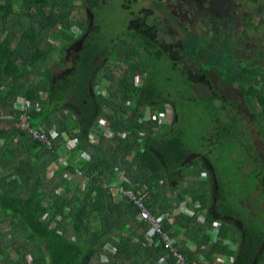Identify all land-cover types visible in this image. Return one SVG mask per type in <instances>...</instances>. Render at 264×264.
Listing matches in <instances>:
<instances>
[{
	"label": "trees",
	"instance_id": "obj_1",
	"mask_svg": "<svg viewBox=\"0 0 264 264\" xmlns=\"http://www.w3.org/2000/svg\"><path fill=\"white\" fill-rule=\"evenodd\" d=\"M87 5L93 7L88 0H0V225L7 221L0 235L8 240L0 238V264H178L163 244L147 241L148 226L134 204L115 199L104 185L119 172L128 179L126 187L165 216L163 229L174 238L184 264H264V223L247 221L237 202L252 191L264 195V187L254 185L264 177V161L254 151L256 159L244 171L241 160L239 176L250 187L243 194L238 192L244 186L231 190L221 182L213 163L225 150L236 149L228 133L232 137L241 120L240 111L227 120L226 102L215 103L211 73L218 65L209 56L216 54L209 35L189 31L180 49L194 68L179 72L168 62L159 75L163 64L153 59L149 26L141 24L144 14L130 17L114 37L98 23L87 29ZM86 30L70 65L55 73L53 66L67 60V48ZM223 74L224 81L231 80ZM235 77L264 143V71L244 64ZM196 84L208 92L197 96ZM18 98L29 101L28 120L46 133L50 148L19 127ZM188 101L202 107V115L186 109ZM167 104L175 109L170 121L141 119L145 107L164 110ZM99 117L107 120L109 132L99 126ZM192 135L202 147H190ZM71 139L76 145L69 148ZM248 172L256 176L250 182ZM211 194L221 202L215 206L219 214L237 218L240 228L208 209ZM182 201L185 209L175 213ZM215 220L218 238L211 241ZM219 255L227 260L217 262Z\"/></svg>",
	"mask_w": 264,
	"mask_h": 264
},
{
	"label": "flooded vegetation",
	"instance_id": "obj_2",
	"mask_svg": "<svg viewBox=\"0 0 264 264\" xmlns=\"http://www.w3.org/2000/svg\"><path fill=\"white\" fill-rule=\"evenodd\" d=\"M88 1H91L94 7L91 8L88 5L85 6L84 15L87 19V29H90L95 24V17L97 19L100 17L99 13L101 2L100 0ZM203 1L204 0H158L154 5H152V2L147 1V5H140L137 9L134 7L133 10L129 8L130 6L128 4H125L124 7L128 9V16L133 17V19H136L138 16L143 14L146 16V20L144 19L145 22L142 20L143 23L141 24L149 26V31L151 33L150 35L153 40V44L151 45L153 59L154 61L158 59V61L163 64L159 69V75H161V72L169 68V66L166 67L168 62H173L175 68L179 72L187 69L188 67H195L194 63L192 62L193 60L191 61L189 59L186 51L180 49L182 45L186 43L189 31L199 35V30L202 28L200 23H203V17H200L199 14L203 9L204 4H206L205 6L210 9V15L212 19L209 23L210 25L206 26L207 30L210 29V32L208 30L209 37L212 41L210 46L215 47L216 54H218L217 50L220 51L222 47L229 51L227 56V65H222L221 68L215 70L220 71L223 69L222 73L215 71L211 73L218 74L217 77L219 78L216 81H214V78H211L213 85L211 91H216L215 103L220 105L222 102H226L227 108L225 109L224 114L227 118L230 117L229 119H231V117L239 111L240 113L246 114V116L249 118L251 114H247L249 107L247 106L246 100L243 97V88L240 85L239 78L237 79L235 77L239 69L244 66L239 63V59L237 57H242L243 63L247 66L250 65L248 62H246V58H244L240 53H236L233 45L230 44L232 30H229L230 26L227 25L229 20L230 23L233 21L232 6L234 4V0H230L231 7L229 6L228 0H205V3ZM134 3L137 4L136 0H134ZM156 10L158 12H156ZM76 32H80V30H77ZM87 32L88 30H86L83 35ZM81 43L82 40L78 39L67 48L65 55L66 59L71 60V54L73 51L80 49ZM219 45L221 46L220 48H218ZM224 71L229 73L228 75H230L231 80L224 81L220 79L224 75ZM147 73V71H144L143 75L145 76ZM142 77L143 76L141 75H139V77L137 76V84L142 83ZM230 90L235 91V93L233 95H229ZM206 91L208 92L207 88ZM172 107L173 111H175L174 106ZM199 158L201 161L205 162L206 165L208 164L203 155L200 154ZM214 188L216 189V185ZM217 205H219L217 197L214 194H211L208 209L215 213V215L231 220L233 225H236L239 228L241 227V223L237 218L226 217L225 214H219L218 210L215 209V206Z\"/></svg>",
	"mask_w": 264,
	"mask_h": 264
},
{
	"label": "rangeland",
	"instance_id": "obj_3",
	"mask_svg": "<svg viewBox=\"0 0 264 264\" xmlns=\"http://www.w3.org/2000/svg\"><path fill=\"white\" fill-rule=\"evenodd\" d=\"M147 1L152 2L154 5L155 3H157L158 0H136V3H134V0H100V17L99 19H97L95 17L94 21L97 24H101V27H105V33H107V35L109 34H113V36H117V33L123 32L125 25L127 24L128 20H129V16H128V9H126L124 7V5L128 4L131 10L137 9L140 5H147ZM205 1V0H204ZM203 1V2H204ZM229 1V6L230 5V0ZM206 2V1H205ZM204 2V3H205ZM206 4H204V7L201 11V13L199 14L200 17H203V23H200V26L202 28H200L199 30V35L202 36H207L208 30L210 32V29H206V26H209L211 19V15H210V9L205 6ZM14 7L16 8L17 6L14 5ZM262 11H264L261 8ZM156 12H158L156 10ZM83 14V13H81ZM259 14H262L261 12ZM219 25V24H217ZM74 31H77L76 27H73ZM221 46L219 45L218 48H220ZM212 51L215 52V47L211 46ZM225 48H221L220 51L217 50L218 54H215L217 57L214 58V54H208L210 57H212V60H215L213 65H220V66H216L215 70H217L218 68H221V66L225 63L227 64V56L229 51H227V49ZM237 52V51H236ZM201 58H204V56H202ZM244 64V63H243ZM70 65V60L67 59L63 64L59 65H54V71L59 72L61 71V69L65 68L66 66L68 67ZM223 70V69H222ZM222 70L220 71H215V72H219L222 73ZM172 73H170V71L167 73V75H171ZM218 74H211V78L215 79L214 81L218 80L219 78L217 77ZM259 76V75H258ZM222 80H224L223 76L222 78H220ZM138 81V80H137ZM179 85V84H177ZM169 88V87H168ZM192 90L194 91V93L197 96L204 95L207 93L206 88L202 85H195L192 87ZM221 90V89H220ZM229 93V92H228ZM235 93V91L230 90L229 95H233ZM228 95V96H229ZM186 109H190L193 110V108L196 109L197 111V115H202V111L203 108L200 106H194L193 101H188L186 102ZM201 112V113H198ZM250 111V110H247ZM246 111V112H247ZM255 111L258 112L259 111V107L256 105L255 106ZM252 113V112H251ZM236 114V113H235ZM186 116V121L189 118V115H185ZM194 115L192 114V116L190 117V121L193 120ZM204 116V115H203ZM206 117V116H205ZM258 117V116H257ZM207 118V117H206ZM227 118V117H226ZM230 117L227 118V120ZM251 118V116L249 117ZM248 117H243V121H246L247 123L250 122V124L252 126L256 125L255 124V115L252 113V119H249ZM208 119V118H207ZM240 121H236V124H240ZM235 128V127H234ZM247 127L245 126H241L239 125L237 128H235V130H240L237 131V133H239V135L242 137V141H238L236 146V149L231 148V149H227L224 151V156H220L218 157L217 160H214L213 158V163L214 165H216L217 170H219V176H220V180L221 182L225 181L226 184L230 187V189H234L233 186H235V184L239 187L244 186V188L242 189V191H239L238 193L242 194L247 191V189H250L249 184H246L247 182H245L244 180H242L239 176V167L241 165V160L244 159L245 163L243 164V168L246 170L251 169V165H252V159H254L255 161V156H254V151H256L257 154L261 153V149H260V138H259V132L256 130H254L251 134L252 138H249L248 133H243V131H245ZM204 130V129H203ZM210 137L214 138L213 135H210ZM188 142H192L190 143V147L193 148L194 150L201 145V141H199V139L197 138V136L192 135L191 137L188 138ZM246 146H251V150L249 148H247ZM202 147V145H201ZM89 158V157H88ZM263 158V156H262ZM261 158V160H262ZM53 165V164H52ZM51 165V166H52ZM54 168H56V164L53 165ZM50 169L52 167H49ZM208 168L210 169V165H208ZM52 170L49 171V175L51 173ZM248 179L249 182L250 180L256 178L255 173L254 172H248ZM255 183V181H254ZM246 184V185H245ZM231 189V190H232ZM239 206L241 207L243 213H244V217L246 218L247 221L253 222V223H264V212L261 210L264 206V199L262 197V195L260 194L259 191H252L249 195H246L245 197L242 196L239 198V200L237 201ZM221 202L219 201V204ZM179 206L177 208V210H179ZM176 212V211H175ZM4 226V222L2 224ZM2 228V227H1ZM4 229V228H3ZM0 238L4 241V243H7V239H4L3 236L0 235ZM192 245H190L191 247ZM193 247V246H192ZM29 264V262H27Z\"/></svg>",
	"mask_w": 264,
	"mask_h": 264
},
{
	"label": "built area",
	"instance_id": "obj_4",
	"mask_svg": "<svg viewBox=\"0 0 264 264\" xmlns=\"http://www.w3.org/2000/svg\"><path fill=\"white\" fill-rule=\"evenodd\" d=\"M137 82V78H136ZM29 105V101L24 98H18L15 103L14 107L19 111L18 113V125L21 129L27 130L28 133H30L35 139L40 140L42 143L47 144V146L51 147L50 139L47 137L46 133L43 132L39 126H33L30 124L28 120V112L27 108ZM142 114V120L144 121H154L158 124L170 121L173 116V108L167 104L164 108V110L154 109L152 107H145L143 109ZM99 126L105 130L106 132H109L107 129V120L99 117L98 118ZM51 134H55L54 128L50 131ZM109 134V133H108ZM123 134V133H122ZM74 145H76V140L71 139V141H68V147L71 148ZM88 155H85L84 158H88ZM76 172L81 174V171L78 168H75ZM66 177L70 178L72 175L70 172L65 174ZM128 179L122 172H119L116 180L112 181L109 184L104 183L108 187V190L111 192V194L115 197V199H128L131 201L134 206L137 208V216L138 219L141 221H144L148 226L147 231V241L153 242L154 244H163L165 248H167L169 251L172 252V254L176 258V262L178 264H184L185 258L182 253L176 250L174 247V238L170 235L168 231H165L163 229V221L165 216L163 214H156L154 213L145 202V197L143 194H140L138 191L133 190L130 187L125 186V182H127ZM186 201H182L179 206V211H182L185 209ZM199 201L195 202V207H199ZM175 212V213H177ZM198 221L204 222V216L202 214H199L197 217ZM170 221H172V217L169 218ZM220 227V222L218 220H215L212 222L209 233H210V240L214 241L218 238V231ZM225 242L229 245L230 248H235L236 244L231 242L230 240H225ZM193 248V247H192ZM107 249L110 251H113L115 249L114 245H107ZM104 258V257H103ZM227 260L226 255H219L216 257L217 262H223ZM160 262H164V258H160Z\"/></svg>",
	"mask_w": 264,
	"mask_h": 264
},
{
	"label": "crops",
	"instance_id": "obj_5",
	"mask_svg": "<svg viewBox=\"0 0 264 264\" xmlns=\"http://www.w3.org/2000/svg\"><path fill=\"white\" fill-rule=\"evenodd\" d=\"M233 3V21L230 23L229 20L227 23V25L230 26L229 30H232L230 44L233 45L235 52L237 51L238 53L243 55L244 58H246L245 60L250 66H259L264 71V11L261 10V8L264 10V0H234ZM260 12L262 14H259ZM237 58L239 59V63H241V65H244L242 57ZM247 114H251V118L249 119H252L251 111H248ZM243 117L248 116H246V114L244 113H239L241 122L240 124H238V126L241 125L247 127L245 131H243V133L247 132L249 138L251 139L252 132L254 130H256V132L258 131L257 126H252L250 122L247 123L246 121H243ZM237 131L240 132V130L237 129L236 131H234L235 134H233L232 137L231 133H228V139L230 140V142L235 141V145L238 141L243 140L239 133H237ZM259 138L261 153H259L258 155L261 158L263 156L262 161H264V143L260 134ZM245 170L246 169H244V171ZM254 185L259 190L263 188L264 177L256 178ZM262 197L264 199L263 194ZM175 211L177 212L178 210L175 209L174 212ZM6 222L7 221L5 220L4 225H6ZM2 224L3 223H1L0 226H3Z\"/></svg>",
	"mask_w": 264,
	"mask_h": 264
},
{
	"label": "water",
	"instance_id": "obj_6",
	"mask_svg": "<svg viewBox=\"0 0 264 264\" xmlns=\"http://www.w3.org/2000/svg\"><path fill=\"white\" fill-rule=\"evenodd\" d=\"M84 37H85V35H83V37L81 38V40H83Z\"/></svg>",
	"mask_w": 264,
	"mask_h": 264
}]
</instances>
